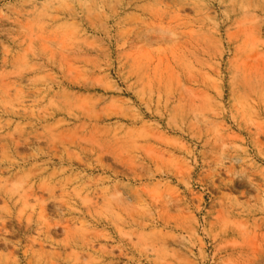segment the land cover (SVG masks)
Wrapping results in <instances>:
<instances>
[{
  "label": "rangeland",
  "instance_id": "374dc122",
  "mask_svg": "<svg viewBox=\"0 0 264 264\" xmlns=\"http://www.w3.org/2000/svg\"><path fill=\"white\" fill-rule=\"evenodd\" d=\"M0 264H264V0H0Z\"/></svg>",
  "mask_w": 264,
  "mask_h": 264
}]
</instances>
